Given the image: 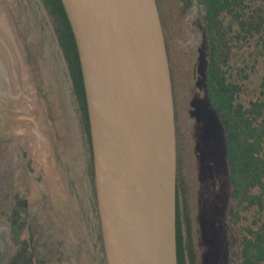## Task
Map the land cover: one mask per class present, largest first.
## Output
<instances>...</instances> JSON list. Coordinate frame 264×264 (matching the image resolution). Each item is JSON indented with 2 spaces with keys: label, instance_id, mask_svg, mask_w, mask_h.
Here are the masks:
<instances>
[{
  "label": "rangeland",
  "instance_id": "obj_1",
  "mask_svg": "<svg viewBox=\"0 0 264 264\" xmlns=\"http://www.w3.org/2000/svg\"><path fill=\"white\" fill-rule=\"evenodd\" d=\"M156 1L172 79L178 204L185 244L193 264H225L229 182L223 126L205 94L206 36L194 0ZM0 59L9 91L0 102L5 115H0V125L17 133L33 128L31 135L21 134L16 142L26 147L30 141L39 142L41 165L45 164L49 181L61 187L88 248L91 210L88 182L83 180L86 152L81 126L65 61L39 0H0ZM15 145L8 146L5 161L14 159L20 175L16 161L22 146Z\"/></svg>",
  "mask_w": 264,
  "mask_h": 264
},
{
  "label": "water",
  "instance_id": "obj_2",
  "mask_svg": "<svg viewBox=\"0 0 264 264\" xmlns=\"http://www.w3.org/2000/svg\"><path fill=\"white\" fill-rule=\"evenodd\" d=\"M61 2L80 61L106 264H178L175 106L157 1ZM7 86L0 59V102Z\"/></svg>",
  "mask_w": 264,
  "mask_h": 264
},
{
  "label": "trees",
  "instance_id": "obj_3",
  "mask_svg": "<svg viewBox=\"0 0 264 264\" xmlns=\"http://www.w3.org/2000/svg\"><path fill=\"white\" fill-rule=\"evenodd\" d=\"M72 80L81 128L89 120L75 39L61 0H41ZM208 45L205 94L224 130L229 197L225 264H264V0H194ZM178 264H193L178 204Z\"/></svg>",
  "mask_w": 264,
  "mask_h": 264
},
{
  "label": "flooded vegetation",
  "instance_id": "obj_4",
  "mask_svg": "<svg viewBox=\"0 0 264 264\" xmlns=\"http://www.w3.org/2000/svg\"><path fill=\"white\" fill-rule=\"evenodd\" d=\"M39 1L47 13L42 1ZM56 41L66 64L80 124L67 62L57 37ZM32 129L23 128L22 132L17 133L15 128L0 125V264L7 261L12 264H106L96 204L91 138L89 142L86 130L80 128L86 152L83 180L88 182L90 203L87 208L91 210L87 223L90 227V231H87L90 234L86 239L89 242L87 248L75 226L70 206L65 204L61 187L49 181L46 166L41 165L43 158L36 150L39 142L30 141L27 147L16 142L21 134L31 135ZM10 144L22 146L20 160L16 161L20 175L16 173L14 159L5 161ZM72 227L75 228L74 232ZM3 256L5 259H2Z\"/></svg>",
  "mask_w": 264,
  "mask_h": 264
}]
</instances>
